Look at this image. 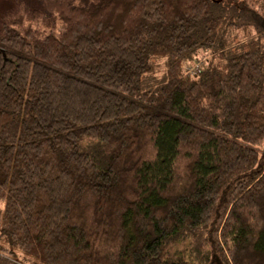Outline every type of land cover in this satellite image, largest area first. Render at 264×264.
Instances as JSON below:
<instances>
[{"label":"trees","instance_id":"1","mask_svg":"<svg viewBox=\"0 0 264 264\" xmlns=\"http://www.w3.org/2000/svg\"><path fill=\"white\" fill-rule=\"evenodd\" d=\"M40 1L0 17V264H264V1Z\"/></svg>","mask_w":264,"mask_h":264},{"label":"rangeland","instance_id":"2","mask_svg":"<svg viewBox=\"0 0 264 264\" xmlns=\"http://www.w3.org/2000/svg\"><path fill=\"white\" fill-rule=\"evenodd\" d=\"M214 1L217 2L218 0H214ZM249 1L251 2V4L254 2V0H231V6L234 8H240V7L234 6V4L238 3V4H240V6H243V8H244L245 4L248 5V9H249V7L250 8L254 7L253 5L249 4L250 3ZM20 8L23 9V11L28 10V12L30 13L29 14L30 16L33 15L34 8L39 9L40 13H42V15H40V18H39L41 20L42 28H46L47 31H49L50 29L58 30L61 26V23L59 22V20L55 14L48 15L47 13H45L44 5L42 4V2L40 0H0V17H2V15L7 13V12L13 11L14 9H20ZM242 16H243L242 19H244L245 22H250L251 20L253 21V19H254L252 17V16H254L253 13L247 11L246 9L245 10L243 9ZM255 33H256V30L252 26L249 27L247 33L245 31L234 30L231 32V37L233 39L232 42L234 44H236L239 41L245 39L244 38L245 34H247L249 36V35H255ZM207 56L209 57L211 55L210 54H207V55L202 54L197 59H194L192 62L187 63L186 67L189 64H194L197 60H200L202 58H206ZM153 63L155 65L154 66V72L148 77L147 80L149 81V84L143 86L144 89L148 88V87H153L154 84L158 83L163 78V76L165 74L166 64H165L164 59L156 58L153 60ZM260 149H261L262 153H264V146L261 147ZM179 245L180 246H178V247L180 249H182L183 246L185 247V245L182 246V243ZM16 252H17L16 256L19 259H21V260L24 259V255L21 252H19V251H16ZM19 263L21 264L22 262H19ZM25 263L26 262H24L23 264H25Z\"/></svg>","mask_w":264,"mask_h":264},{"label":"built area","instance_id":"3","mask_svg":"<svg viewBox=\"0 0 264 264\" xmlns=\"http://www.w3.org/2000/svg\"><path fill=\"white\" fill-rule=\"evenodd\" d=\"M204 65H205V58H202L200 60H197L194 64H189L186 67V71L190 75L195 76L199 74L200 72H202Z\"/></svg>","mask_w":264,"mask_h":264}]
</instances>
